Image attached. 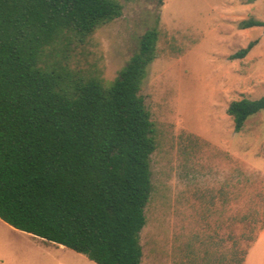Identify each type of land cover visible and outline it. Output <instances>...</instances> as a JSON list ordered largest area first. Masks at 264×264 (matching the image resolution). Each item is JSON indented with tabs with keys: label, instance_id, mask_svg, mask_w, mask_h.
Masks as SVG:
<instances>
[{
	"label": "rangeland",
	"instance_id": "1",
	"mask_svg": "<svg viewBox=\"0 0 264 264\" xmlns=\"http://www.w3.org/2000/svg\"><path fill=\"white\" fill-rule=\"evenodd\" d=\"M123 12L81 42L59 35L40 65L111 84L157 26L141 94L155 124L141 264H212V233H234L243 264H264V109L236 131L232 100L264 95V0H119ZM257 40L243 58L237 50ZM231 242H227V246ZM0 264H99L0 219Z\"/></svg>",
	"mask_w": 264,
	"mask_h": 264
},
{
	"label": "trees",
	"instance_id": "2",
	"mask_svg": "<svg viewBox=\"0 0 264 264\" xmlns=\"http://www.w3.org/2000/svg\"><path fill=\"white\" fill-rule=\"evenodd\" d=\"M122 12L119 0H0V218L99 264L142 263L156 129L141 88L159 29L140 36L108 86L40 59L59 35L83 42ZM262 109L264 95L232 100L227 112L240 131ZM246 254L234 233H212V264H243Z\"/></svg>",
	"mask_w": 264,
	"mask_h": 264
},
{
	"label": "crops",
	"instance_id": "3",
	"mask_svg": "<svg viewBox=\"0 0 264 264\" xmlns=\"http://www.w3.org/2000/svg\"><path fill=\"white\" fill-rule=\"evenodd\" d=\"M1 219V218H0ZM2 220V219H1ZM4 221V220H3ZM7 223V222H6ZM10 225V224H9ZM11 226V225H10ZM13 227V226H12ZM15 228V227H14ZM15 229H17V228H15ZM29 234H31V233H29ZM31 235H33V234H31ZM33 236H35V235H33ZM35 237H38V236H35ZM42 241H44L45 243H48V244H52V245H59L60 247H66L65 245H63V244H58V243H55V242H51V241H48V240H45V239H43V238H41V237H39Z\"/></svg>",
	"mask_w": 264,
	"mask_h": 264
},
{
	"label": "bare ground",
	"instance_id": "4",
	"mask_svg": "<svg viewBox=\"0 0 264 264\" xmlns=\"http://www.w3.org/2000/svg\"><path fill=\"white\" fill-rule=\"evenodd\" d=\"M66 248V247H65Z\"/></svg>",
	"mask_w": 264,
	"mask_h": 264
}]
</instances>
